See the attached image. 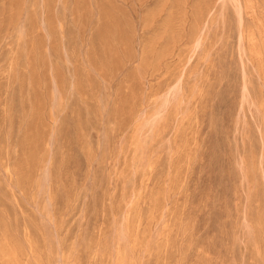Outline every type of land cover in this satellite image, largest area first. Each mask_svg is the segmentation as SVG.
I'll list each match as a JSON object with an SVG mask.
<instances>
[{
	"label": "rangeland",
	"instance_id": "obj_1",
	"mask_svg": "<svg viewBox=\"0 0 264 264\" xmlns=\"http://www.w3.org/2000/svg\"><path fill=\"white\" fill-rule=\"evenodd\" d=\"M0 264H264V0H0Z\"/></svg>",
	"mask_w": 264,
	"mask_h": 264
}]
</instances>
